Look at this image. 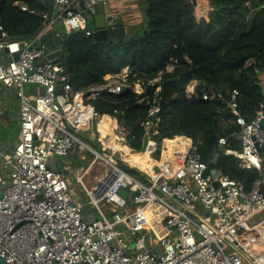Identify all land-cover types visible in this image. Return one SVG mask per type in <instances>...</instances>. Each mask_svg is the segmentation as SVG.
Listing matches in <instances>:
<instances>
[{
	"label": "built area",
	"instance_id": "built-area-1",
	"mask_svg": "<svg viewBox=\"0 0 264 264\" xmlns=\"http://www.w3.org/2000/svg\"><path fill=\"white\" fill-rule=\"evenodd\" d=\"M100 2L110 20L117 19L109 12L110 0H53L51 8L58 12L53 17L50 11L42 14L44 23L36 35L0 38V51L11 57L0 61V83L14 89L19 99L17 138L10 148L0 142V256L12 264H241L242 260L264 264L263 258L245 255L239 246L241 232L264 210V178L260 174L264 109L248 120L239 109L237 89L228 98L208 88L201 97L225 102L237 116L241 149L228 148L225 153L239 158L243 168L259 173L250 188L216 166L207 173L210 164L203 161L193 140L185 147L173 176L168 173L173 164L167 170L158 164L161 171L146 173L150 178L146 183L120 167L122 158L116 154L121 150L114 146L98 149L86 139L103 116L90 99L101 93L121 94L125 87L139 88L128 83L126 68L110 75L107 83L90 87L88 96L76 91L67 66L47 58L39 37L54 27L56 19L62 21L67 34L81 31L93 35L91 9ZM199 2L207 7L203 11L207 14H197L208 15L212 8L203 0ZM18 4L29 10L26 4ZM15 53H19L17 60ZM177 65L178 60L172 58L167 71ZM160 79L148 84L155 86ZM26 85L34 86V91L27 92ZM159 91L160 87L147 100L148 114L142 123L147 134L159 124ZM187 94H197L196 84ZM130 134V129L120 127L117 142L130 145ZM226 144L227 138L221 137L219 145ZM150 145L145 150L152 156L155 150ZM74 149L94 154V164L104 159L110 165L105 176L112 181L106 188L102 186L105 177L91 189L84 184L83 175L76 177L88 195L85 204L76 198L71 177L57 164L59 157ZM69 168L65 164L64 170ZM124 190L129 194L124 195ZM102 204L110 210H104ZM87 205L95 208L97 217L85 214ZM156 206L163 214L155 226L163 225L170 233L154 240L149 220ZM234 252L242 259L237 260Z\"/></svg>",
	"mask_w": 264,
	"mask_h": 264
},
{
	"label": "trees",
	"instance_id": "trees-1",
	"mask_svg": "<svg viewBox=\"0 0 264 264\" xmlns=\"http://www.w3.org/2000/svg\"><path fill=\"white\" fill-rule=\"evenodd\" d=\"M212 9L206 16L197 14L193 0H141L145 24L123 40L97 41L84 32L69 37L67 52L70 84L76 91L90 95L92 86L108 82L110 75L128 69L127 81L139 90L118 95L101 93L90 101L104 119L115 117L121 128L130 129V146L125 157L137 156L151 142L153 156L162 166L177 161L175 152L181 141L193 140L203 161L215 163L232 178L247 182L248 169L226 149H241V126L237 116L219 99L189 97L188 86L203 82L228 98L234 89L241 113L252 120L264 109V0H203ZM29 10H22L20 4ZM200 12L207 7L198 3ZM51 9V0H0V38H29L42 28V14ZM30 10H34L32 13ZM178 60L167 71L171 59ZM196 68L195 72L192 70ZM161 77L155 86L149 81ZM160 87L161 111L158 127L147 134L142 125L148 114V99ZM15 132L7 140L16 138ZM221 137L227 144L219 145ZM99 138V137H98ZM88 142L101 148L89 134ZM120 167L132 176L150 183L143 167L119 160ZM140 169V170H139ZM258 175V174H256ZM124 195L129 190L123 191Z\"/></svg>",
	"mask_w": 264,
	"mask_h": 264
},
{
	"label": "crops",
	"instance_id": "crops-1",
	"mask_svg": "<svg viewBox=\"0 0 264 264\" xmlns=\"http://www.w3.org/2000/svg\"><path fill=\"white\" fill-rule=\"evenodd\" d=\"M52 2H53V0H51V6H52ZM108 8H109V12L116 14L117 19H121L124 22V25H125L126 31H127V36L134 34L142 25L145 24L144 6H143L141 0H120L118 2L114 1V0H110ZM49 11H50L49 12L50 15L53 17L57 14L58 9H55L52 7ZM54 28H56L58 31L64 33V35L67 34V32L63 26V23L60 19H56V21L54 23ZM3 60L10 61L11 57L7 52L0 51V61H3ZM197 83H198V81H195V84H197ZM38 89L42 90L41 87ZM4 91H14L15 92L14 89L6 88L4 85H2L0 83V95ZM15 95H16V93H15ZM16 98H17L16 101H14V103H13L14 104L13 109L9 110V108L6 106V104L3 100L4 98L0 97V109L3 110V114L0 115V127L3 126L5 128V130H3L2 133H0V142L3 143L8 148H10L14 144L15 141L11 145L9 144L11 142L7 140V136H8V134L12 135L13 132H11V130L10 131L7 130L6 128H9V126H11L12 124L17 125V130L15 131V134H16L15 138H17V135L19 132V118H18L19 99H18L17 95H16ZM115 124H117V122L114 123V125H113L114 128L116 126ZM113 126L109 127L108 130H112L111 128ZM114 130H112V131H114ZM92 138H93V140H98V137H96L95 135L92 136ZM99 139L102 140L101 138H99ZM179 140L181 141V145L178 146V148L175 152V158L178 160L172 161V162H177L178 164L182 162L185 147L190 143V141H192L191 139H190V141L183 140L181 137L179 138ZM123 145H125V144H123ZM137 160H139V159H137ZM156 161L158 162V160H156ZM168 165H164V166H168ZM92 166H94V165L90 164L86 170L82 167V170H84V171L82 173L81 172L77 173V176H80V175L84 176L83 182L86 185V187L89 189L95 188L100 183V180L105 177V175H103L101 177H97L96 180L92 181V182H90L88 179L86 181H84V178H85L87 172H89V170L92 168ZM69 167H70V165H69ZM148 167L150 169V165ZM67 171L70 172L71 169L69 168V170H65L66 173H67ZM153 172L154 171H151V172L145 171V173H147L149 175H153L154 174ZM255 173L259 175V173L257 171H255ZM256 174H255V176H258ZM260 174L264 178V165H263V169H262ZM89 184L91 186H89ZM82 188L84 189L83 186H82ZM84 192H85V195H87L85 189H84ZM76 198L80 202H82L83 204L87 203V201H88V198H87V201H84L77 194H76ZM102 207L106 211L110 210V207L107 204H102ZM85 214L90 215V216H94V217L98 216L97 211L93 207L90 210H87L86 206H85ZM150 214H158L161 216L163 214V209L159 206H156L151 210ZM157 220H159V218H157L154 221V223H156ZM149 227L151 230L152 238L154 240H157L161 236L170 233L169 229H167L163 225L158 226V227L154 226V229H153V224H149ZM152 230H154L156 232L155 235L153 234ZM239 242H240L239 246L241 248V251L243 253H245V255H248V256L251 255L250 257H252V258H263L264 259V210L261 211L256 216H254L250 220L249 225L247 227H245L244 230L241 232ZM234 255H235L237 260L242 259L240 257V255H238L237 252H234ZM241 264H249V262L242 260Z\"/></svg>",
	"mask_w": 264,
	"mask_h": 264
},
{
	"label": "rangeland",
	"instance_id": "rangeland-1",
	"mask_svg": "<svg viewBox=\"0 0 264 264\" xmlns=\"http://www.w3.org/2000/svg\"><path fill=\"white\" fill-rule=\"evenodd\" d=\"M196 9H197V12H198L199 15H202L205 12V11L204 12H202V11L200 12L198 6H197ZM204 14H207V13H204ZM261 77H262V84L264 86V74L261 75ZM193 85H195V81L192 82L188 86V89L187 90H189L190 88H193ZM34 88L35 87L32 86V85H26V87H25V89H26L27 92H33L34 91ZM0 97H3L4 98L3 100H4L5 104H6V106L9 108V110L10 109L12 110L13 107H14V104L13 103L17 99L16 98V95H15V92L14 91H4L0 95ZM117 124H115L116 126H115V130L114 131L105 129L104 132L102 133V135L99 136V138H101L103 141L98 138L97 142H99L101 144V148L100 149H103L104 147H107V145L110 146V143H112V142L117 143V147L122 152L117 153L116 156L121 157L122 160L125 161L124 158H125V153L127 151V147L125 145H123L122 142L121 143H118L117 142V139H118V136H119V130H120V127H119V125L117 126ZM111 125L113 126L114 123L112 122ZM111 125H109V126H111ZM117 127L119 128V130H118ZM6 129L9 130V131L11 130V132H15L17 130V125L16 124H12L11 126H9V128H6ZM3 130H5V128L3 126H1L0 127V133H2ZM97 131H98L97 130V127L96 126H93V127H91V129L89 131V134L91 136H94ZM14 141L15 140L11 141V143H9V144L11 145ZM128 146L133 150V148L130 145H128ZM94 157H95L94 154H92L89 151H86V150L81 151L80 149H74L68 155L62 156V157H59L58 158V163L57 164H58V166H59V168L61 170L65 171L64 170L65 164L70 165L71 171L70 172L67 171V174L72 179V189L84 201H87L88 195H85L84 189L76 181L77 172L78 173L79 172L82 173L84 171V170H82V167L86 170L87 167L90 165L91 161L94 160ZM137 157H139V156H137ZM162 157H163V150L161 151V157H160V159L158 161H160L162 159ZM152 158L155 159L153 155H152ZM125 162L127 164H129L127 161H125ZM0 164H1V161H0ZM132 165H136V164H132ZM136 166H139V165H136ZM109 168H110V165L108 164L107 161H105L104 159H99L94 164V166H92V168L89 170V172H87V174H86V176L84 178V181H86L87 179L90 182L95 181L97 177H101V176L105 175L106 172L109 170ZM140 171H142V172L145 173V171H143V170H140ZM147 171L148 170H146V172ZM89 186H91V185L89 184ZM91 208L92 207L89 206V205L86 206V209L87 210H90ZM160 217L161 216L158 215V214H150L149 223L150 224H153V229H154V226H155L154 221L157 218H160ZM152 232H153L154 235L156 234V232L154 230H152Z\"/></svg>",
	"mask_w": 264,
	"mask_h": 264
},
{
	"label": "water",
	"instance_id": "water-1",
	"mask_svg": "<svg viewBox=\"0 0 264 264\" xmlns=\"http://www.w3.org/2000/svg\"><path fill=\"white\" fill-rule=\"evenodd\" d=\"M195 6L198 3V0H193ZM94 14V33L93 37L97 41H115V40H123L127 36L126 27L124 22L121 19L110 20L107 14L106 6L103 2H100L96 7L91 9ZM41 30V29H40ZM39 30V31H40ZM75 32H71L69 34H73ZM39 41L45 45V49L47 52V58L53 63L65 64L67 66L66 58L64 59V55L67 52V46L69 42V37L65 36L64 33L58 31L54 27H50L41 33L39 37ZM6 52V51H5ZM19 58V53L14 54V59L17 60ZM196 68L192 70L195 72ZM69 77L71 75L69 74ZM209 87L203 83L198 82L196 84V92L199 96L203 94V92ZM127 90H131V88L125 87L122 92ZM264 125V120H263ZM131 143V142H130ZM261 151H263L261 149ZM264 164V162H263ZM176 165L171 166L168 173L170 176H173V170ZM215 163H211L207 170V173L210 172L211 169L215 167ZM155 172H160V166L155 167ZM255 171L249 170L247 173L246 181L250 182L255 177ZM112 179L109 176H105L104 181L102 182V186L106 188L108 184H110ZM0 264H12L8 262L5 258L0 256Z\"/></svg>",
	"mask_w": 264,
	"mask_h": 264
},
{
	"label": "bare ground",
	"instance_id": "bare-ground-1",
	"mask_svg": "<svg viewBox=\"0 0 264 264\" xmlns=\"http://www.w3.org/2000/svg\"><path fill=\"white\" fill-rule=\"evenodd\" d=\"M113 123H116L115 117H108L107 119H104L103 116L101 118V120H99V122L97 123L96 127H97V132L95 133L96 137H99L100 135H102V133L104 132L103 130L105 129H109V127H111ZM111 125V126H109ZM112 130H114V126L111 128ZM108 146V145H107ZM110 146H114L116 149L119 150V148L117 147V143H110ZM126 147L129 148L128 145H125ZM153 147L150 145V149H152ZM142 155V156H141ZM184 155V154H183ZM139 156V157H137ZM137 156H130V157H125V161H127L129 164H136L139 165L138 167H143L144 169H147L149 172L154 171L155 167L159 164L155 159L152 158V156L149 154L148 151L144 150L142 152H139ZM145 158V159H144ZM139 159V160H137ZM141 159V160H140ZM144 159V160H143ZM143 160V161H142ZM91 165H94V160L91 161L90 163ZM170 164L173 165H178L177 162H172ZM169 164V165H170ZM150 165V169L149 166ZM160 165V164H159ZM164 170H167V166H163ZM78 173V172H77ZM81 176V175H80Z\"/></svg>",
	"mask_w": 264,
	"mask_h": 264
}]
</instances>
